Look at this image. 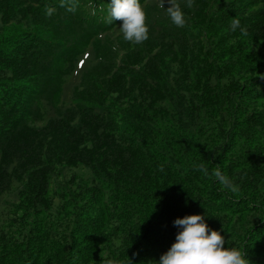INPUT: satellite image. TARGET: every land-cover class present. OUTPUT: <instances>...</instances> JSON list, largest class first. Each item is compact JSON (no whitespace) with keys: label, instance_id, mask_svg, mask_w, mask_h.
Returning <instances> with one entry per match:
<instances>
[{"label":"trees","instance_id":"16d2710c","mask_svg":"<svg viewBox=\"0 0 264 264\" xmlns=\"http://www.w3.org/2000/svg\"><path fill=\"white\" fill-rule=\"evenodd\" d=\"M71 2L0 0V264H159L190 215L264 264V0H139L141 44Z\"/></svg>","mask_w":264,"mask_h":264},{"label":"clouds","instance_id":"9594fccd","mask_svg":"<svg viewBox=\"0 0 264 264\" xmlns=\"http://www.w3.org/2000/svg\"><path fill=\"white\" fill-rule=\"evenodd\" d=\"M68 12L75 13L76 6L68 0ZM165 0H160V7L164 8ZM65 0H61L63 6ZM171 5L166 11L173 24L177 27L185 26V16L180 4L176 0H168ZM188 8L193 6V0H187ZM55 9H46V15L51 16ZM122 21L120 31L123 33L125 41L141 44L146 41L149 29L146 26V15L139 0H112L109 17L106 23ZM231 29H237L243 35H247V29L242 27L238 18L231 20ZM196 171L209 175V169L204 163L194 166ZM211 175L216 178L225 188L232 192L239 190L233 181L224 175L219 168L212 171ZM174 225L182 231L176 236V242L170 250L161 256L159 264H249L245 258L247 253L241 252L237 248L225 249L224 237L219 232L210 230L201 215H190L174 221ZM113 264V262H109Z\"/></svg>","mask_w":264,"mask_h":264}]
</instances>
